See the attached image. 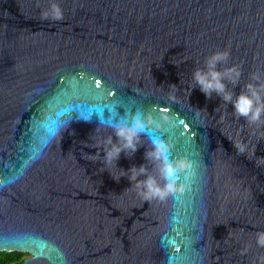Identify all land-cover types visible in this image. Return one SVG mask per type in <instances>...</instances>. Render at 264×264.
<instances>
[{"label": "water", "instance_id": "95a60500", "mask_svg": "<svg viewBox=\"0 0 264 264\" xmlns=\"http://www.w3.org/2000/svg\"><path fill=\"white\" fill-rule=\"evenodd\" d=\"M52 3L62 19L42 17ZM218 51L230 53L218 70L240 68L224 81L233 99L264 79V0H0V251L29 254L21 264H259L264 123L193 87ZM137 112L171 123L105 166L112 127ZM153 137L193 165L164 200L113 180L142 164L159 179Z\"/></svg>", "mask_w": 264, "mask_h": 264}, {"label": "clouds", "instance_id": "9594fccd", "mask_svg": "<svg viewBox=\"0 0 264 264\" xmlns=\"http://www.w3.org/2000/svg\"><path fill=\"white\" fill-rule=\"evenodd\" d=\"M44 19L51 18L60 20L63 18L62 10L59 5L52 3L49 9L41 13ZM230 53L228 51H218L206 58L204 68H196L192 73L193 87H198L199 90L206 96L211 98L215 93L225 103H230L233 107L236 117H243L249 124L264 123V79L259 72L251 74V80L254 83H248L244 89L236 94L227 91V86L224 81H230L237 84L241 75L240 68L237 65L225 67L223 70H218V65L226 64ZM164 123H171V117L162 115L159 121L153 120L151 116L145 117L143 113L137 112L130 122L116 124L112 127L113 136L106 139L103 148V164L105 166L116 164L121 153L126 156L133 155L140 146V137L145 128L155 124L157 128ZM150 148L145 151L144 157L151 162L158 174L153 176L149 174L148 169L144 164L132 166L129 169H121L120 177H113V180L119 182L122 177H126L132 185L135 182V187L139 194L145 200L166 199L170 194L184 190V185H178L181 174L186 177L192 175L193 165L185 158L172 159L170 158L171 144L160 137H153L150 141ZM236 147L239 152L243 153L246 146L243 143H237ZM129 153L131 155H129ZM99 153H97V158ZM117 166V165H116ZM144 179L140 180L139 177ZM160 181H163L161 184ZM256 243L258 247L264 248V232L256 234ZM247 250H243L242 254ZM259 264H264V256L259 257Z\"/></svg>", "mask_w": 264, "mask_h": 264}, {"label": "trees", "instance_id": "16d2710c", "mask_svg": "<svg viewBox=\"0 0 264 264\" xmlns=\"http://www.w3.org/2000/svg\"><path fill=\"white\" fill-rule=\"evenodd\" d=\"M25 258V253L18 251H0V264H21Z\"/></svg>", "mask_w": 264, "mask_h": 264}, {"label": "rangeland", "instance_id": "374dc122", "mask_svg": "<svg viewBox=\"0 0 264 264\" xmlns=\"http://www.w3.org/2000/svg\"><path fill=\"white\" fill-rule=\"evenodd\" d=\"M29 254L25 253V257H27Z\"/></svg>", "mask_w": 264, "mask_h": 264}]
</instances>
